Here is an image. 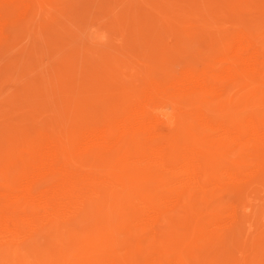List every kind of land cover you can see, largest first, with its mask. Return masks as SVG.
Segmentation results:
<instances>
[{"label": "rangeland", "instance_id": "374dc122", "mask_svg": "<svg viewBox=\"0 0 264 264\" xmlns=\"http://www.w3.org/2000/svg\"><path fill=\"white\" fill-rule=\"evenodd\" d=\"M44 7L0 37V215L22 232L8 234L11 223L2 218L0 264H174L178 257L183 264H264L263 192L248 203L252 224L240 241L220 239L222 232L204 223L163 259L129 206L109 204L106 193L89 200L82 218L60 216L34 231L20 221V186L34 173L38 151L58 150L63 164L81 172L94 165L127 175L130 153L143 154L137 144L124 146L118 163L91 158L87 134L127 115L157 80L171 82L189 66L222 68L219 58L235 52L232 39L242 29L264 47V0H47ZM206 99L222 116L242 113L264 105V87L247 80Z\"/></svg>", "mask_w": 264, "mask_h": 264}, {"label": "bare ground", "instance_id": "6f19581e", "mask_svg": "<svg viewBox=\"0 0 264 264\" xmlns=\"http://www.w3.org/2000/svg\"><path fill=\"white\" fill-rule=\"evenodd\" d=\"M45 1L0 0V37H10L18 20L40 13ZM256 39L249 30L242 29L232 39L230 49L235 52L219 58L222 68L214 64L189 66L171 82L153 80L156 83L150 84L144 99L127 115L87 134L88 148L84 153L91 158L118 163L124 146L137 144L143 154L130 153L127 175L103 174L94 165L81 172L63 164L65 154L61 156L58 150L51 154L48 149L38 151L31 164L34 173L26 176L20 186L25 193H21L24 207L20 221L34 231L41 225L47 228V222L60 216L82 218L87 215L90 199H105L107 194L109 204L129 206L157 246L161 259L169 257L176 246L185 245V234L201 232L204 223L211 224L210 230L213 227L222 232L217 236L220 239L240 241L250 224L248 203L264 193V105L222 116L210 109L206 97L227 96L247 80L264 87V47ZM53 137L50 138L55 142ZM50 161L55 171L47 174ZM140 187L146 192L137 193ZM154 191L162 193L160 199H156ZM2 218L11 223L4 229L8 234L22 233L16 220L8 222L11 218L7 214L0 215V223ZM174 264L183 262L178 257Z\"/></svg>", "mask_w": 264, "mask_h": 264}]
</instances>
